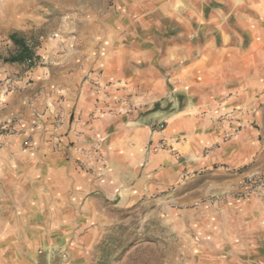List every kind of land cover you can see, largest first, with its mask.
<instances>
[{
  "label": "rangeland",
  "instance_id": "rangeland-1",
  "mask_svg": "<svg viewBox=\"0 0 264 264\" xmlns=\"http://www.w3.org/2000/svg\"><path fill=\"white\" fill-rule=\"evenodd\" d=\"M30 3H57V20L52 14L40 29L27 28L21 13ZM73 13L94 16V63L105 56L108 67L126 77L141 75L135 86H122L130 90L128 99L134 92L163 95L155 108L168 111L186 104L190 116L225 130L215 145L251 143L253 159L244 166L191 168L173 192L125 202L97 199L95 213L57 193V229H28L26 259L14 245L8 247L13 259L0 264H264V223L235 229L239 237L230 242V230L220 227L225 215L215 209L224 200L248 201L262 209L255 217L264 213V0H0V62L17 65L20 73L36 68L39 35L52 25L57 39L78 24L64 19ZM21 55L23 61H10ZM18 76L6 74L0 85ZM167 126L155 128L164 136ZM201 189L209 194L195 195L191 204L176 198ZM37 218L31 214L35 225ZM240 255L252 261L236 262Z\"/></svg>",
  "mask_w": 264,
  "mask_h": 264
},
{
  "label": "crops",
  "instance_id": "crops-1",
  "mask_svg": "<svg viewBox=\"0 0 264 264\" xmlns=\"http://www.w3.org/2000/svg\"><path fill=\"white\" fill-rule=\"evenodd\" d=\"M24 7L30 10L21 13L22 22L31 30L43 27L52 14L57 20V3ZM67 18L78 24L61 30L57 39L52 25L39 35L36 68L20 73L17 65L0 62V79L8 73L19 74L8 87L0 85V126L13 123L11 132L0 139V246H6L0 253L1 263L13 259L8 247L14 245L20 247L18 256L26 259L31 245L28 229H57V193L75 202L79 199L86 213H95L97 199L125 202L126 198L152 197L158 191L173 192L191 168L244 166L253 159L251 143L237 145L233 140L215 145L225 130L190 116L192 108L186 104L168 111L155 108L163 95L134 92L128 99L130 90L122 86H135L141 75L126 77L122 69L109 68L105 56L94 63V16L73 13ZM176 96L171 95V100ZM162 122L168 124L164 136L155 128ZM208 194L201 189L176 198L186 205L195 195ZM247 202L224 200L215 207L225 215L220 216L224 220L220 227L230 230V242L239 237L235 229L247 230L255 221L264 223V213L254 215L262 209L257 211ZM31 214H37V225ZM242 258L234 260L252 261Z\"/></svg>",
  "mask_w": 264,
  "mask_h": 264
},
{
  "label": "built area",
  "instance_id": "built-area-1",
  "mask_svg": "<svg viewBox=\"0 0 264 264\" xmlns=\"http://www.w3.org/2000/svg\"><path fill=\"white\" fill-rule=\"evenodd\" d=\"M29 63H31V61H29ZM7 84H9V82ZM12 124L13 123L11 121H8V122L4 123V125L0 126V139L3 135H5V133L11 132ZM158 128H159V130H162L163 125H159Z\"/></svg>",
  "mask_w": 264,
  "mask_h": 264
},
{
  "label": "trees",
  "instance_id": "trees-1",
  "mask_svg": "<svg viewBox=\"0 0 264 264\" xmlns=\"http://www.w3.org/2000/svg\"><path fill=\"white\" fill-rule=\"evenodd\" d=\"M23 60H24V57H23V55H21V56L14 57L10 61H12V62H21Z\"/></svg>",
  "mask_w": 264,
  "mask_h": 264
}]
</instances>
